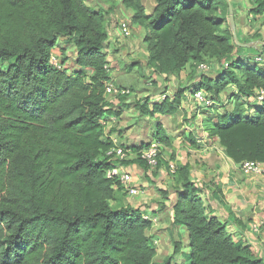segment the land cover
Returning <instances> with one entry per match:
<instances>
[{
    "label": "trees",
    "instance_id": "trees-1",
    "mask_svg": "<svg viewBox=\"0 0 264 264\" xmlns=\"http://www.w3.org/2000/svg\"><path fill=\"white\" fill-rule=\"evenodd\" d=\"M89 1L0 0V264H155L157 250L147 235L152 222L138 210L112 206L123 186L106 176L111 168L107 154L115 148L110 136L117 131L107 133L108 120L122 114L112 101L125 103L132 94L106 95L107 83H113L106 13ZM151 2L147 18L157 53L151 50L145 65L165 76L193 67L191 75L202 78L196 90L215 100L235 87L237 103L251 109L250 100L264 92V66L236 57L233 35L222 24L229 15L227 1ZM136 7L132 21L145 25V0H136ZM217 11L220 16L214 15ZM263 13L264 0L255 14ZM62 39L75 50L79 71L72 72L65 60L64 71L50 64ZM207 57L219 60L215 79L193 66ZM226 61L230 66L225 70ZM184 94L181 90L172 100L165 95L152 104L140 101L136 110L146 117L175 116ZM247 110L241 105L232 112L202 110L209 113L204 127L234 163L264 164V103L253 117ZM153 138L171 146L161 125ZM150 146L130 149L138 153ZM137 155L124 165L148 171L150 166ZM167 169L161 152L155 171ZM191 170L179 165L177 201L172 209L162 205L173 213L172 230L188 233L187 261L264 264L250 245L233 239L206 204L203 188L192 181ZM162 195L170 199L164 190ZM181 237L177 234L173 255L159 264H172L181 255Z\"/></svg>",
    "mask_w": 264,
    "mask_h": 264
},
{
    "label": "crops",
    "instance_id": "crops-1",
    "mask_svg": "<svg viewBox=\"0 0 264 264\" xmlns=\"http://www.w3.org/2000/svg\"><path fill=\"white\" fill-rule=\"evenodd\" d=\"M117 36L118 35V32ZM62 44L56 47L57 53L61 52L63 55H66L69 57V59L73 60L75 59V53L74 49L72 47H68V42L65 39H62L60 41ZM112 43V42H109ZM114 43H116V40H114ZM111 44V48L113 53L116 51L115 44ZM239 45V44H238ZM68 47V48H67ZM107 48V47H106ZM240 48L238 51H236V57L245 59L248 62L252 63L255 62V54L257 51L255 49H250L247 46L240 45ZM69 49H72L73 52L70 54ZM68 50V52H65ZM108 61H109V55L108 51H106ZM113 61V60H112ZM118 59L116 58V62L114 61L113 64L110 63V76L112 79V82L119 86H125V87H131L136 91L135 96H137L136 100L133 98L134 96H131L128 98L125 103H121L120 100L114 99L112 102L116 105L117 112H122L119 119L124 114H128L129 108H134L132 105V101H137V99L141 100V103L147 102V100L150 101V103H155L152 101L153 95H159L160 99H164V95L169 96L170 99H174L175 96L173 94L174 88L171 85L165 86V89L156 91L152 88V86L146 81L149 78L152 77V80L149 81H156L157 83H160L161 86L163 83V80L160 78L159 75L154 74L153 69H144L143 76L146 78L145 80H140L138 75H136L135 72L129 73L128 71L126 74H118V69H120L117 65ZM145 63V62H144ZM143 63V64H144ZM116 64V65H115ZM142 64V65H143ZM118 68V69H117ZM190 66L185 68L182 75H185L186 69H189ZM115 69V70H114ZM80 68L77 66H74L71 71L76 72L79 71ZM129 71H132V69H129ZM146 71V72H145ZM147 71L149 73L146 75ZM180 74V75H181ZM219 77V72L216 71V73L211 76L210 78H217ZM192 78V77H191ZM176 80H179L176 78ZM166 87L168 89L166 90ZM186 87V86H184ZM182 86L181 89L184 88ZM188 88V87H186ZM232 91V95L230 96V100L228 102L237 103L235 95L236 88L231 87L228 89L224 95L227 94V92ZM260 95V94H259ZM184 98H188L187 94H184ZM143 97V98H142ZM149 97H151L149 99ZM173 97V98H172ZM260 97V96H259ZM257 98L255 100H250V106L254 107L251 109L248 108L246 105L247 115L248 117H253L261 110V107L263 106L264 100H261L260 98ZM185 100V99H184ZM184 100L182 101V105L179 107L180 110L178 112V115H180L183 112V115L185 116V109L187 107L184 106ZM157 102V101H156ZM206 116V113H204L202 110L199 113V111H196L195 118L189 124L191 126H194V129L191 130H183L185 131L186 138L179 139L182 142L180 146H176V143L173 145L176 150H174V153L172 156H174V160L170 159L168 156L165 157V160L169 164L173 163L176 164L178 167L179 165H190L192 168L191 170V179L192 181L199 187L203 188L204 192V200L207 205H210L216 212L217 218L227 224V229L230 235L233 237L235 241L243 240L248 245H250L253 250L262 258H264V176L260 174H248L244 175L241 171V165H238L234 163L228 156H226L225 149L220 145L218 139L210 137L209 133L206 131L205 128H203L204 132H200L201 130L199 127H196L195 124L199 122V119L201 115ZM209 116V113H207ZM176 116V115H175ZM175 116H155V117H146V116H138V121H134L135 123L133 129H131V126L133 124H126L121 125L119 127V131H115L110 136L115 146H121L123 148H126L132 152H134V149H130L132 147H139L137 143L140 141L145 140V134L144 131L148 130L147 138L150 136L153 137V135L156 133L157 126L161 125L165 132H167L168 137L172 140L175 138V133L178 131L174 128H170L169 123ZM116 117H110V121L108 120L109 126L107 127V133H109L112 128V121ZM203 118V117H202ZM118 120V117L116 118ZM127 122H130V119L127 118ZM150 119L152 122H150ZM183 123V122H181ZM187 124V123H186ZM194 124V125H193ZM201 125L204 126V119L201 121ZM185 125L182 124V128H184ZM138 129V133L134 134L131 133L133 131H136ZM185 129V128H184ZM128 130L130 133H125L124 131ZM199 130V131H198ZM124 132V133H123ZM139 134V135H138ZM128 139H125V136ZM202 135V136H201ZM140 136H143L144 138H140ZM132 138V139H131ZM152 139L150 140V142ZM178 141V140H177ZM196 141V142H195ZM227 158V160H223V158ZM170 159V160H169ZM225 161V162H224ZM182 163V164H181ZM134 177L135 174L139 175L138 173L144 172V168H142L139 165H131L129 169ZM168 175H171V173L166 172V170H161L158 172L157 176L152 173V171H147V176L151 178L152 181H157V183L162 184L163 187L168 185V188H166L164 191L168 192L170 199L161 200L167 207H170L172 209L173 205L177 201V189L174 188V182L169 181L168 182ZM168 179V180H167ZM134 182L137 181L134 178ZM151 182V181H150ZM148 180L141 181L140 187L142 188L143 194L140 196L142 197L139 201H148L149 204H144L145 202H142L143 204H138V209H140V213H143L144 211L148 210L149 207H156L158 209L160 199V194L156 192V197L152 198V194L155 193V187L153 184H151ZM138 184V182H137ZM133 185L135 188H139V186ZM165 185V186H164ZM154 188V189H153ZM140 189V188H139ZM123 194L125 192L124 188L122 190ZM120 197V192L118 194ZM129 197V196H128ZM131 198V197H129ZM136 198H131V200H136ZM148 198H152V200H147ZM120 199V198H119ZM154 199V200H153ZM157 199V200H156ZM115 203V202H113ZM112 203V204H113ZM121 203V202H120ZM164 205V206H165ZM120 207H122V204H120ZM168 209V208H167ZM162 211L161 213H166L167 210L162 207L160 209ZM149 212V210H148ZM171 212V211H169ZM153 213V212H152ZM151 221V220H150ZM254 225H260V232H255L253 229ZM185 231V234H187V231L185 228H183ZM186 242L188 241V236H186ZM189 244V242H187ZM186 243V245H187ZM188 247V246H187Z\"/></svg>",
    "mask_w": 264,
    "mask_h": 264
},
{
    "label": "rangeland",
    "instance_id": "rangeland-1",
    "mask_svg": "<svg viewBox=\"0 0 264 264\" xmlns=\"http://www.w3.org/2000/svg\"><path fill=\"white\" fill-rule=\"evenodd\" d=\"M90 1L89 2L91 3V5L94 6L96 9L102 8L106 13V27L108 29V41L106 43V47H107L106 51H108L110 63L113 64L114 61L116 62V58H117L119 60L117 65L120 68V69L117 68L118 69L117 72H119L118 74L120 73L126 74L127 71L129 73L135 72L136 75H138V77L140 78V80H145L146 78L143 76V72H144V69H148L145 63L149 60L150 51L155 50V52L157 53V48L156 46H154L155 43H153L150 38L152 20L150 18H147V15H152L151 14L152 13L151 0H145L146 10L144 13L141 14V17H143V14L146 17V19L144 20V22L146 23L145 25H140L138 23L135 24L132 21L133 16L136 13L138 14L137 12L138 10L136 7V0H130V1L128 0H90ZM226 1L229 7V10H228L229 15L225 19L227 23L223 22L222 24L226 29H230L233 35L237 50L240 49V45L247 46L250 49H255L257 51L254 57L255 62L261 63L262 66H264V13L261 15L255 14V12L263 4V0H226ZM230 6L232 7L233 13H234V21H235L234 29H231V24H230ZM135 9L137 11H135ZM214 15L220 16V12L217 11V13ZM123 23L129 24V27L131 30L130 36L126 37L122 34L123 32L120 28H121V24ZM116 32H118L119 36H117ZM114 40H116V43H114ZM149 41L151 42L149 43ZM109 42H112V43H109ZM113 43L115 44V48H116V51L114 53H113L114 50H112L111 48V44ZM61 44L62 43L59 41L57 46ZM69 46L70 45H68V47ZM69 51H70V54H72L73 50L69 49ZM65 52H68V50H66ZM53 54L59 60L61 61L65 60L64 61L65 64L70 69H73V67L75 66V64L73 63V60L66 59V57L68 56L62 55L61 52L57 53V51H54ZM142 64L143 66H141ZM203 65L208 66L209 71L206 75L209 77L213 76L216 73V71L221 69L219 65V60H216V58L214 57H211V58L207 57L205 61L201 63L200 62L194 63L193 66L200 68ZM192 68L190 67L189 69H186L185 70L186 73H184L185 75H182V74L178 76H173V75L165 76L164 74L159 75L160 78L163 80V83L161 86L159 85L160 83H157L156 81H149V80H152V77L149 78L148 80L146 79V81L152 86V88L158 92L160 89L161 90L165 89V86L169 84L174 88L173 90L174 96H176L179 91L184 90L188 97L184 100V106L187 107L185 109V116L183 115V112L180 115L177 114L169 123V126L171 129L174 128L175 130L176 129L178 130L176 131L177 133L174 134L175 139L171 141V146L168 147L166 145H160L162 156L164 157L168 156L170 159H172L174 150H176L175 147H173V145L175 144V142H177L176 146H180V144H182V142L184 141H180L179 139H182V138L187 139V137L185 136L186 133L183 130L194 129V126H191L189 122L194 120L196 111H199V113L201 112V107H199L200 105L195 100L193 93L196 91L197 85L200 83V81L202 82V78H196L197 77L196 74L194 76L191 75ZM129 69H132V71H129ZM149 69H153L154 74H157L156 66L154 68H149ZM149 71H147L146 75L149 73ZM197 74L199 76V73ZM191 76H193V78H191ZM207 76H204V77L207 78ZM176 78H178L179 80H176ZM205 78H204V81H205ZM119 85H120V82H119ZM182 86L183 87L186 86L188 88L184 87L183 89H181ZM125 88L131 90V94L132 96H134L133 98H135L136 100L137 96H135L136 91L133 89L134 87L132 88L131 86L130 88L129 87H125ZM167 89L168 87H166V90ZM231 92L232 91L227 92L226 95H224L223 93L220 96H214L215 100L219 104H223L221 110L223 112L224 111L232 112L239 105H241V107L245 109L247 104L244 102H240V103L235 102L232 104L231 102H228V101H231L229 100L230 96L232 95ZM207 95L212 97L211 94H207ZM150 98L151 97H149V99ZM135 100L132 101L134 108L133 109L129 108L128 114H125V115L123 114L120 119L118 118V120L114 118L113 121L111 122L113 125V128H116L119 131V133L121 131L119 130V127L122 128L121 125L133 124L136 121H138V118L140 117V113H138L136 110V104L139 103L141 100L140 99L139 100L137 99V101ZM160 100L161 99L159 95L152 96L153 102L160 101ZM199 115H201V117L199 119V122H197V124L195 125L196 127H199L200 130L202 129L200 131L202 133V131L204 132L203 128H206V127L201 125V121L203 119L205 121L208 117V114L206 113V116H203L204 114H199ZM126 117L130 119V122H127ZM150 122H152L151 119H150ZM182 124L185 125L184 127L185 129L182 128ZM133 127H135L134 124L131 126V129H133ZM124 132L130 133L128 132V130ZM147 132L148 130L144 131L145 140L137 143L138 146H141L143 144L146 145L152 139V137L150 136V133H149V137L147 138V134H148ZM131 133L137 134L138 129H136V131H133ZM164 134L165 136L168 137L167 132L164 131ZM129 137L131 136L127 135V138L125 136L124 141L128 139ZM140 138L142 139L144 137L140 136ZM152 143H158V141L155 138H153L151 141V144ZM131 154H133L134 156L133 152ZM133 158H136V157H133ZM223 160H227V158L224 157ZM151 169H152V173L154 172V175L157 176L159 170L155 171V168L150 167V169H148V172L151 171ZM143 171L144 172H142L141 175L140 173H138L139 175L137 174L134 175V178L138 182V184L137 182L136 183L134 182L133 185L137 184V186H139L140 188L141 194H143L142 188L140 187L141 183L139 182L148 180L149 182L151 181L150 183L153 184L155 187V190H153L155 191V193L152 194V198L156 197V192L160 194V197H158V199H160V203L158 204L159 205L158 209L156 207H154V209L152 207H149L148 208L149 212L148 210H146L143 213H141L145 219L151 220L153 224L152 229L147 231V235L151 239L152 245L157 250V255L154 259V263L155 264L163 263L167 260V258L173 255L175 243L178 241L177 234H181L182 235L181 238L183 239V244L181 247L182 253L181 255L174 256L172 260V264H190V262L187 261L188 255L190 253L189 244L187 243L188 241L186 242V239H185L186 236H188V233L185 234V231L183 228L172 230L173 229V219H174L173 213L169 211H167L166 213H161L162 211H160V209H162V205L163 206L165 205L163 202H161V200H166L162 195V191L168 188V185L166 186L164 185L165 187H163L162 184L164 183L159 184L157 183V181H152L151 178L147 176V170L144 169ZM155 172H157V174ZM166 172L170 173L168 169ZM176 176L177 175H172V174L168 175L169 180L168 179L167 180L168 182L169 181L174 182L175 183L174 188L178 190L179 186L176 184V180H177ZM118 194H117L116 202L113 203L112 205L113 207H115V209H120V204H122V208L130 207L133 210L140 211V209H138L137 207L139 203L143 204L142 202H145L144 204L146 205L149 204L148 201L146 200L139 201L142 198L141 196H139L136 200H131V198H129L127 194L125 193L123 194L122 191L120 192V197L118 196ZM152 198H148L147 200H152Z\"/></svg>",
    "mask_w": 264,
    "mask_h": 264
},
{
    "label": "built area",
    "instance_id": "built-area-1",
    "mask_svg": "<svg viewBox=\"0 0 264 264\" xmlns=\"http://www.w3.org/2000/svg\"><path fill=\"white\" fill-rule=\"evenodd\" d=\"M122 34L124 36H130L131 30L129 27V24L123 23L121 24ZM50 64L59 71H64L66 69V66L62 63L61 60H59L57 57L54 56L52 53L50 58ZM230 64L228 61L224 63V69H228ZM209 68L207 65H203L199 68V73L207 76ZM130 94V89H127L122 86H117L113 83H107L106 86V95L110 96L111 98H116L121 95H128ZM261 100H264V92H261L259 95ZM166 96L164 95V98ZM195 100L200 105L201 109L203 111H208L210 109H219L221 110L223 104H219L217 101L214 100L211 96H208L207 93L203 89H197L194 92ZM132 151L123 148L121 146H115L110 152H108L107 156L109 157V160L111 162V168L107 171V178L113 181L120 182L123 186L126 194L131 198H136L141 195V191L139 188L133 187L134 183V177L131 173V171L127 168V166L124 165V162L127 160L133 159V157L138 158V155L140 156V159L145 161L151 168H156L158 166L159 157L161 154V148L159 143H152L150 147L147 149H141L138 151L137 154L134 152L131 154ZM136 155V156H135ZM109 162V163H110ZM241 171L244 175L248 174H260L264 176V164L260 163H244L241 165ZM168 170L172 175H175L178 166L176 164H169ZM253 229L255 232H260V225H254Z\"/></svg>",
    "mask_w": 264,
    "mask_h": 264
},
{
    "label": "water",
    "instance_id": "water-1",
    "mask_svg": "<svg viewBox=\"0 0 264 264\" xmlns=\"http://www.w3.org/2000/svg\"><path fill=\"white\" fill-rule=\"evenodd\" d=\"M230 24H231V29H234L235 28L234 13L231 6H230Z\"/></svg>",
    "mask_w": 264,
    "mask_h": 264
}]
</instances>
